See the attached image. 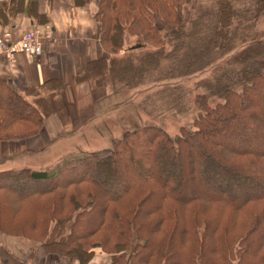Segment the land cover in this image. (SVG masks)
Listing matches in <instances>:
<instances>
[{
	"label": "rangeland",
	"instance_id": "1",
	"mask_svg": "<svg viewBox=\"0 0 264 264\" xmlns=\"http://www.w3.org/2000/svg\"><path fill=\"white\" fill-rule=\"evenodd\" d=\"M90 1L92 0L85 4ZM173 1L171 0L172 4ZM93 2L97 10L95 16L97 19L100 0H93ZM143 2L144 0H119L118 7L130 14L135 7L142 5ZM184 2L185 6L180 10L184 19L182 26L187 32L197 28L201 22H204L202 27L205 23L210 26L217 22V13L214 11L220 10L218 0H185ZM257 3V0L234 1L233 11L236 13L232 18V26L233 36L236 38V48L212 65L193 72L190 70V64L198 57L196 54H200V51L197 50L198 45L195 47L196 43L190 42V38L186 34L179 36L172 34L171 37L164 38L165 32L164 29L161 30L162 24L159 21H157L159 35L157 38L148 39L149 43L147 42V44L140 42V37L137 34H127L124 49L119 52H114L111 46L103 44L105 54L102 57L119 60L112 62V68L105 67L104 74L92 75L93 77L99 76L103 81L101 84L104 83L111 93L107 98L103 97L92 102L89 111L96 110L97 112L83 114L82 121L93 114L97 118L77 129L68 126L60 133L67 137L65 142L57 143L58 140L54 144L55 149L44 152L42 155H40V151L44 150L49 143H43V145L34 143L32 141L34 135L23 137L22 124H16L13 126V132L16 133L13 138L17 139L16 143L9 142L6 143L7 145L0 146L5 150L3 154L0 153V173L6 169L8 171H24L19 174L23 175L22 177L26 174L25 171L48 172L50 170L51 174L57 173L61 167L62 169L66 168L64 163H68L73 158L86 154L99 153L101 156L109 154L116 147L115 143L123 140L125 134L134 131L141 125H158L173 137L180 134L182 129L186 131L196 129V119L202 111L205 112L201 105V101H203L201 94L211 92L209 86H216L218 73L240 71L242 65L230 59L233 55L252 43L253 40H264V7L261 14L256 16L258 13ZM165 5H169V0H166ZM163 13L167 12L161 11V14ZM213 21L215 22L213 23ZM154 22L156 23V17ZM106 23H108L107 19L104 25ZM98 25V39L100 40L99 34L103 24L100 26L98 21ZM174 28H177V23ZM133 30L136 31L137 27H134ZM158 38L162 39L161 43ZM52 40L47 41L46 44ZM135 45H141L142 48L130 50V47L133 48ZM162 48L164 55H157L158 50ZM257 56L256 53L252 54L253 58ZM262 59H264V54ZM90 63L85 65L80 74L81 77H77L81 81L91 76L86 70ZM93 65L96 67L94 63ZM100 69L102 70V67L97 71ZM118 74L122 76V79L124 78V82H119ZM235 81H231L229 84L235 86L233 85ZM242 82V87L248 84L244 80ZM29 92L32 94V101H35L36 95L33 94H36V91ZM250 94L253 102L262 108L259 113L254 115L253 111H256V106L248 103L244 106L245 113L242 119L236 124L231 123L235 125L231 134L228 136L225 133L214 132V134L222 139L229 148H245L262 152L264 151V134L254 125L252 116L258 115L264 123V88L259 90L257 86L254 89L251 88ZM94 96L90 97L92 101ZM208 101L211 105H215L220 99L212 97ZM121 102L123 103L120 104ZM64 107L65 111L59 112L58 115L67 124L68 121L70 122L69 113L65 105ZM19 112L28 113L24 109ZM41 129L42 126L38 133L41 132ZM73 130L77 133L74 138L68 140V137L72 136ZM235 133L236 136H234ZM2 139L7 140L9 137ZM25 139L28 140V143H24ZM20 144L26 147H23L26 149L23 153L26 154L13 160L6 158L9 152H17L19 155ZM203 153L208 159L198 158V160H202L199 173L197 161L190 162L187 157L186 166L173 165L166 158L165 151L157 156L151 166L143 165L142 168H136V170L142 176L147 173L155 174L160 181L168 184L172 193L176 195L191 196L205 192L210 195H224L232 203L245 204V202H241L243 198L264 193V178L260 177V180L253 178L255 174L261 172L258 169H253L257 164L254 155L234 157L232 161L229 160V153L212 154L211 151H203ZM55 154L59 158H49ZM13 164L17 168L8 169ZM230 167H237L239 170L234 171L235 169L232 170ZM261 174H264V170ZM246 175L250 177L245 178ZM136 178L129 179L126 173L124 175L120 172L113 174L106 182L103 176H99L100 184L108 195L119 192L127 184L136 183ZM16 183V192H20L18 194H27L32 192L31 190L45 185L41 181L29 180ZM157 197L159 198L150 201L146 207L155 208V204L160 203L161 200L164 202L160 194ZM38 199L42 202L21 200L6 191L0 193V216L4 221V223L0 222L1 248L7 245L6 240L10 237L21 242L17 245L22 249L32 246V255H35L39 248H43L42 243L45 240L38 233L45 232V219L64 217L67 209H64L66 202L63 199L61 202V198L58 196L54 199V208L43 207L47 202ZM107 202V198L104 201L101 195L95 209L90 213L85 212L88 214L87 221L79 231L90 227L100 218V206L103 205L106 208ZM136 204V201L128 202L127 206L132 205L129 211H133ZM167 207L175 213L165 212L168 217L166 221L160 220L161 218L158 216L138 218L137 225L139 226L136 230L142 236L139 242L144 244L142 248L148 246L144 250V255L151 252L153 257L151 261L138 258L135 264H245L246 262L247 264H264V199L250 200L244 206L234 208L215 200H199L189 206L168 202L166 210H168ZM194 216L196 217L194 218ZM27 219L30 222L24 231L14 230V227L23 225ZM31 224H37L38 229L33 230ZM146 239L148 241H145ZM110 251L111 249L108 247L96 246L94 256L88 263L130 264L128 256L121 257L119 252ZM232 259L235 262L228 261Z\"/></svg>",
	"mask_w": 264,
	"mask_h": 264
},
{
	"label": "trees",
	"instance_id": "2",
	"mask_svg": "<svg viewBox=\"0 0 264 264\" xmlns=\"http://www.w3.org/2000/svg\"><path fill=\"white\" fill-rule=\"evenodd\" d=\"M87 1L89 0H72L75 5H83ZM184 1L174 0L172 4L169 0V5H165L166 0H144L142 5L135 7L134 11L129 14L118 7L119 0H100L97 20L100 22V26L103 24L99 34L102 46L108 44L114 52H119L124 49L127 34H137L140 37V42L147 44V42L149 43L148 39L157 38L159 35L160 30L157 27V21H159L162 24L161 30L164 29L165 32L164 38H169L172 34L177 36L186 34L190 38V42L196 43L195 47L198 45L197 50L200 51V54H196L198 57L190 64L192 72L204 69L219 58L231 53L236 48V38L233 36L232 26V18L236 13L233 11L235 0H218L220 10L214 11L217 13V22L210 26L205 23L203 27L204 22H201L197 28H193L189 32L182 26L184 19L180 9L185 6ZM257 2L258 13L256 16H259L263 11L264 0H257ZM22 11L36 14L34 11H39L38 1L0 0V23L6 22L8 16H15ZM161 11L167 13L161 14ZM155 17L156 23L154 22ZM106 19L108 23L104 25ZM172 23H177V28H174L175 24ZM134 27H137L136 31L133 30ZM158 40L161 43L162 39L158 38ZM243 41L246 42V40ZM163 46L165 47V45ZM134 49L138 48L130 47V50ZM253 53L258 56L253 58ZM263 54L264 40L259 39L253 40L252 43L243 47L230 58L235 63L241 64L242 67L240 71L218 73L216 86H209L211 92L201 94V98H203L201 105L205 112L202 111L196 119V129L191 131L182 129L180 134L173 137L158 125H141L134 131L125 134L123 140L115 143L116 147L109 154L101 156L99 153H95L73 158L68 163H64L66 168L62 169L61 167L54 174L47 171H25L26 174L22 177L23 175L19 174L24 171H2L0 173V193L10 192L21 200L29 201L40 198L47 202L43 207L49 208L55 207L54 199L57 196L61 198V202L63 199L66 202L64 209H67L64 217L45 219L46 233L42 231L38 234L44 238L42 247L47 252L65 256L69 262L79 261L81 264H88L94 256L96 246L108 247L111 249L110 252H119L121 257L128 256L130 264H135L138 258L151 261L153 253L149 252L148 255H144V250L148 246L142 248L144 244L139 242L142 238L136 230L139 226L137 225L139 217L141 219L142 217L158 216L161 218L160 220L166 221L168 217L165 212H173L168 207L166 210L168 202L189 206L199 200H215L234 208L242 207L250 200L264 199V193L261 194L262 196L258 194L243 198L241 202H245V204L232 203L224 195H210L205 192L191 196L176 195L172 193L170 186L160 181L155 174L147 173L142 176L136 170V168H142L143 165L151 166L157 156L165 151L166 158L173 165L186 166L187 157L190 162L197 161L199 173L202 160H198V158L208 159L203 151H211L212 154L229 153V160L232 161L234 157L254 155L257 164L253 169L262 172L264 170V151L258 152L251 148V150L229 148L214 132L225 133L227 136L231 134L235 126L231 123L236 124L242 119L245 113L244 106L248 103L256 106V111H253L254 115L262 109L253 102L250 89H254L256 86L258 90L264 88ZM157 55H164L163 48L158 50ZM116 60L119 59L109 60L107 57H102L94 60L86 67V70L91 74L89 77L97 73L104 74V68H112V62ZM101 67L102 70L97 71ZM79 76L81 77V75ZM117 76H119V82H124L121 75ZM234 80H236L233 83L235 86H231L229 82ZM243 80L248 82L244 87L241 85ZM0 89V135H2L0 137L2 138H13V135H16L13 132V126L18 123L22 124L23 137L35 135L39 132L46 116L65 111L61 98H55L52 95L42 96V92L38 89H34L39 94L36 96L34 105L28 102L23 95L12 91L2 79H0ZM212 97H217L220 101L211 105L208 100ZM23 109L28 113L19 112ZM254 115L252 116L254 125L264 134V123L258 115ZM236 135L235 133L234 136ZM233 168L230 167L234 171L239 170L237 167ZM120 172L124 175L126 173L129 179H135L138 176L136 183L127 184L119 192L108 195L100 184L99 176H103L104 180L108 182L113 174ZM261 172L255 174L253 178L256 180H260V177L264 178V174ZM248 177L250 176H245V178ZM24 180L41 181L45 185L31 190L32 192L27 194H18L20 192H16V182ZM159 194L164 202L161 200L160 203L155 204V208L146 207L150 201L159 198L157 197ZM101 195L104 201L107 198V207L101 205L100 218L90 227L79 231L87 221L88 214L85 212L90 213L95 209ZM130 201L137 202L133 211H129L133 204L127 206ZM0 222L4 223L3 217ZM29 222L27 219L23 225L14 227V230L24 231ZM31 225L33 230L38 229L37 224ZM66 230L67 232H65ZM101 231L103 232L101 233ZM228 261L233 262L234 259Z\"/></svg>",
	"mask_w": 264,
	"mask_h": 264
},
{
	"label": "crops",
	"instance_id": "3",
	"mask_svg": "<svg viewBox=\"0 0 264 264\" xmlns=\"http://www.w3.org/2000/svg\"><path fill=\"white\" fill-rule=\"evenodd\" d=\"M37 1L39 11H34L36 14L22 11L15 16H8L6 22L0 23V28L11 31L14 37H19L23 31L31 27L49 25L52 27L54 39L47 43L44 51L34 59H30L25 54H18L13 60L1 56L0 79L4 80L12 91L23 95L33 105L36 101H32V94L29 91L38 89L42 92V96L52 95L55 98H61L66 106L70 122L64 123L58 113L51 114L44 118L41 132L33 136L34 143H41V145L49 143L44 150L40 151L42 155L44 152L55 149L54 144L58 140L57 143L65 142L67 137L60 133L68 126L77 129L94 121L97 118L95 114L91 117L87 116L82 121L83 114L96 113V110L89 111L92 102L103 97L107 98L111 93L104 83L101 84L103 81L99 76H92L83 81L77 78L86 64L105 54V49L98 39L99 25L95 17L97 10L93 0L83 5H75L72 0ZM33 95H39L37 90ZM92 95H95L93 101L90 99ZM76 133L73 130L68 140L74 138ZM25 140L24 143H28V140ZM16 141V138L5 140L0 137V146L7 145L6 143L9 142L16 143ZM23 147L20 144L19 155L17 152H9L6 158L13 160L25 155L26 153L23 152L26 151L24 149L26 147ZM0 150H2L1 154L5 151L3 148ZM47 156H45L46 159H48ZM49 158L55 159L59 156L55 154ZM16 168L15 164L8 167V169ZM6 242V246L3 248L0 246V264H81L79 261L69 262L66 257L47 252L44 248H39L36 254L32 255L33 247L29 246L26 249L18 247L17 244L21 242L16 238H7Z\"/></svg>",
	"mask_w": 264,
	"mask_h": 264
},
{
	"label": "built area",
	"instance_id": "4",
	"mask_svg": "<svg viewBox=\"0 0 264 264\" xmlns=\"http://www.w3.org/2000/svg\"><path fill=\"white\" fill-rule=\"evenodd\" d=\"M53 30L49 25L31 27L14 37L9 30L0 29V57L13 60L18 54L34 58L44 51L46 42L52 40Z\"/></svg>",
	"mask_w": 264,
	"mask_h": 264
},
{
	"label": "water",
	"instance_id": "5",
	"mask_svg": "<svg viewBox=\"0 0 264 264\" xmlns=\"http://www.w3.org/2000/svg\"><path fill=\"white\" fill-rule=\"evenodd\" d=\"M141 45H135L133 48H139Z\"/></svg>",
	"mask_w": 264,
	"mask_h": 264
}]
</instances>
